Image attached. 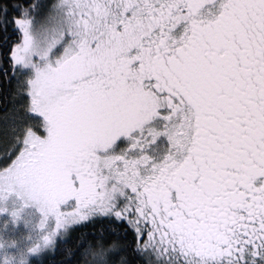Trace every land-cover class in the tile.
I'll return each mask as SVG.
<instances>
[{"label": "snow or ice", "instance_id": "6c2138e0", "mask_svg": "<svg viewBox=\"0 0 264 264\" xmlns=\"http://www.w3.org/2000/svg\"><path fill=\"white\" fill-rule=\"evenodd\" d=\"M50 258L264 264V0H0V264Z\"/></svg>", "mask_w": 264, "mask_h": 264}, {"label": "rangeland", "instance_id": "374dc122", "mask_svg": "<svg viewBox=\"0 0 264 264\" xmlns=\"http://www.w3.org/2000/svg\"><path fill=\"white\" fill-rule=\"evenodd\" d=\"M27 218L29 220H32V215L30 214V211H29V214L27 215ZM38 219V217H37ZM40 236V230L39 229H34L31 234H30V239L29 237L26 235L25 237L22 238V244L27 246L29 245L30 243L34 242L37 240V238ZM67 237H64L63 239H66ZM60 241H54V243L57 245Z\"/></svg>", "mask_w": 264, "mask_h": 264}, {"label": "trees", "instance_id": "16d2710c", "mask_svg": "<svg viewBox=\"0 0 264 264\" xmlns=\"http://www.w3.org/2000/svg\"><path fill=\"white\" fill-rule=\"evenodd\" d=\"M66 239L71 241L72 240V236L69 235ZM59 244H60V242L57 245H59ZM50 264H52V259L51 258H50Z\"/></svg>", "mask_w": 264, "mask_h": 264}]
</instances>
